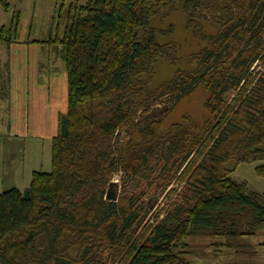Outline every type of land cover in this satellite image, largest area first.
Wrapping results in <instances>:
<instances>
[{
	"label": "trees",
	"instance_id": "trees-1",
	"mask_svg": "<svg viewBox=\"0 0 264 264\" xmlns=\"http://www.w3.org/2000/svg\"><path fill=\"white\" fill-rule=\"evenodd\" d=\"M0 4L10 10V0ZM20 23L14 14L0 40L18 37ZM35 43L57 48L68 107L52 170L34 172L25 192L0 194V264H89L98 246L119 264H193L187 254L225 264V249L243 259L226 264H264V244L248 242L264 238V194L233 178L242 164L264 162V74L249 73L264 67V0H88L70 7L63 34ZM197 89L207 97L204 122L184 114L168 124L167 107L154 117L169 92L181 101ZM121 133L129 139L116 149ZM163 142L182 170L181 202L157 227L135 228L130 199L112 202L107 192L117 167L138 170ZM255 173L264 179V165ZM160 178L173 182L170 171Z\"/></svg>",
	"mask_w": 264,
	"mask_h": 264
},
{
	"label": "rangeland",
	"instance_id": "rangeland-1",
	"mask_svg": "<svg viewBox=\"0 0 264 264\" xmlns=\"http://www.w3.org/2000/svg\"><path fill=\"white\" fill-rule=\"evenodd\" d=\"M87 1L88 0H10L11 7L9 11L0 4V32L3 27L10 28L14 14L20 15L21 22L18 37H14L12 42L0 40V136H6L5 138H0V140L9 147L8 150L14 145H19L22 148L30 147V145L37 147L39 145L38 139H42L40 142L41 146L47 150L52 141V139L48 138V135H43L42 128H35L34 119L41 122L42 117H32L28 122V120L25 121L28 118L26 117L27 115L20 114L13 119L10 108L11 88L13 83L12 75L13 71L17 68L10 58L11 53H16L18 62L23 61V63H25L27 61V66L30 70L34 67V64H36L38 69H40V74L51 79L53 85L50 84V87H55L57 94L56 105L60 107L59 111L55 106V121H58L60 112H63L62 114L67 112V110L65 112L63 111V108L68 106L67 73L64 64H62L63 62H61L58 57L57 48H50L49 45L43 47L44 44L41 45L40 43L39 45L34 42L46 41L52 36L55 38L59 32V28L60 34H63L67 24L70 7L75 3L79 2L80 4H84ZM62 10H64V22L60 26L59 23ZM35 47H38L37 50H39L37 54L34 52ZM234 58H236V55L230 56V54L223 57L225 61H232ZM18 67L20 68L19 63ZM27 72L26 70L25 73ZM249 73H253V80L261 77L264 74V67L261 66V62L254 63ZM248 77L249 75L246 76V79ZM29 79L31 80V84H34V87L39 85L41 88L42 85H44V83H37L38 79L32 80L31 75ZM25 80L26 88L28 89V80L26 77ZM234 84V79L225 80L224 83L228 105L234 103L236 96ZM242 85L243 84H241V86ZM34 93L35 92L27 94L24 92L18 99L20 102L18 106L21 108H23V106L28 107L29 101L32 99ZM176 95L177 94L169 92L168 95L163 97L155 105L159 107L160 110L166 107L168 110L175 108L172 116L166 119L168 124L180 121L184 114H190L193 119L198 122L202 123L205 121L208 115L205 108L207 97L204 96L202 89H197L181 101L177 100ZM51 96H53L52 91ZM27 101L29 102L28 104ZM22 104L23 106H21ZM51 109H54L53 105ZM165 113L166 112L157 111L154 117L160 120ZM150 119L152 118H147L146 122ZM16 122L20 126H24L25 124L26 128L27 126L29 127L26 129L27 135H24L23 131L18 139H13L6 129L8 130L11 128ZM50 125L53 127L52 121H50ZM128 139L129 136L126 133H121L115 142L116 149H120L123 143L128 141ZM46 150L44 151L45 155ZM178 165L179 162L176 159L175 149L170 143L163 142L155 147L150 154H146V158L138 170L133 172L127 171L122 166L117 167L112 179V182H116L115 189L118 197L116 203H121L124 199H130L131 209L129 212H131L132 223L135 228L140 222H143V227H157L162 224L167 217L175 213L176 208L180 205L182 193L184 191L183 187L185 185L181 180L182 170L178 173L176 172ZM258 165H264V162L242 164L237 170L235 177L239 182H247L251 191L264 194V179L260 178L255 173V168ZM163 171H170L173 177V182L169 186H166L160 178ZM139 232H141V230ZM248 242L253 245L264 244V238H250ZM196 244L197 243H193L192 245L196 246ZM258 249L259 255L256 254V258L264 260V246H258ZM198 251H200V249ZM225 253L226 255L223 259V263L225 264L227 262L243 261L239 254H235L236 252L234 250L225 249ZM209 256L195 258L193 254H187L186 260L193 264H211ZM219 258V256L216 257L217 260H219ZM88 261L89 264H119L115 261L112 251L106 246L96 247L94 251L90 253ZM218 263L219 261L216 262V264Z\"/></svg>",
	"mask_w": 264,
	"mask_h": 264
},
{
	"label": "crops",
	"instance_id": "crops-1",
	"mask_svg": "<svg viewBox=\"0 0 264 264\" xmlns=\"http://www.w3.org/2000/svg\"><path fill=\"white\" fill-rule=\"evenodd\" d=\"M37 49L38 47H35L34 49V52L36 54L39 51ZM10 58L12 62L15 63L17 68L16 70H14L13 68L14 71L12 75L13 83L11 88L10 108L13 119L14 117H18L20 114L27 115L26 117L28 118L25 121L28 120V122L32 119V117H42L41 122L34 119L35 128H42L43 135H48V138L53 139L57 133L58 124V121H55V106L58 109L60 107L56 105L57 94L55 91V87H50V84L53 85L51 79L49 77H46L45 75H41L40 69H38L36 64H34V67L30 70V68L27 66V61L25 63H23V61L18 62V56L16 55V53L12 52ZM60 61L63 62L61 59ZM18 63L20 64V68L18 67ZM26 70L28 71L27 73H25ZM30 75L32 77V80L38 79L37 83H44V85H42L41 88L39 85L34 87V84H31V80L29 79ZM25 77L28 80V89L26 88ZM51 91L53 93V96H51ZM24 92H26L27 94H30L32 92L35 93L32 99L29 101L30 103L27 101V104L29 103L28 107H24L22 104L21 106H23V108H21L18 106L20 105L18 99L20 96H22V94H24ZM52 105L54 106L53 110L51 109ZM67 107L63 108L64 112L67 110ZM17 120L20 121L19 119ZM50 121L53 122V127L50 125ZM28 127L29 126H27V128ZM27 128L25 127V124L24 126H20L16 122L14 123V125H12L11 128H9L8 130L6 129V131L9 133L11 138L18 139L20 135H22L21 133L23 131V134L27 135ZM5 137L6 136H0V138ZM41 141L42 139H38L39 145L37 147L30 145V147L28 146L26 148H22L19 145H14L12 148H10V150H8L9 147H7L0 140V194L12 188H18L20 191L25 192L31 184L32 175L34 172H50L52 170V141L47 150L46 148L44 149L41 146ZM45 150L46 155L44 153ZM235 174L236 172L233 174L234 179H236ZM257 261L264 263L263 259H257Z\"/></svg>",
	"mask_w": 264,
	"mask_h": 264
},
{
	"label": "water",
	"instance_id": "water-1",
	"mask_svg": "<svg viewBox=\"0 0 264 264\" xmlns=\"http://www.w3.org/2000/svg\"><path fill=\"white\" fill-rule=\"evenodd\" d=\"M158 109H159V107H156L153 110V112L156 111V110H158ZM164 109H166V108H164ZM164 109H162L161 112H164ZM115 187H116V182H112L110 184L109 189H108V192H107V199L109 201H112V202H115L118 199V197H117V191H116Z\"/></svg>",
	"mask_w": 264,
	"mask_h": 264
}]
</instances>
